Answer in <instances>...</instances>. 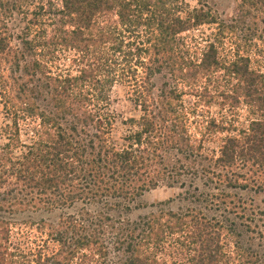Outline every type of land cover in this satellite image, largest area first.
Listing matches in <instances>:
<instances>
[{"label": "trees", "instance_id": "1", "mask_svg": "<svg viewBox=\"0 0 264 264\" xmlns=\"http://www.w3.org/2000/svg\"><path fill=\"white\" fill-rule=\"evenodd\" d=\"M261 7L241 0L225 19L207 0H0V264H264V210L238 194L264 192V72L218 44L248 38ZM211 24L204 46L182 35ZM116 84L137 113L112 108ZM184 95L254 117L209 119L224 134L210 153ZM161 184L190 203L121 215ZM42 211H60L36 224L46 237L12 239L16 215Z\"/></svg>", "mask_w": 264, "mask_h": 264}, {"label": "rangeland", "instance_id": "2", "mask_svg": "<svg viewBox=\"0 0 264 264\" xmlns=\"http://www.w3.org/2000/svg\"><path fill=\"white\" fill-rule=\"evenodd\" d=\"M47 2V0H44ZM189 6L195 7L198 5V0H184ZM52 5L57 6L61 3V0H51ZM208 4L211 5L221 17L225 19H230L234 17H238V12L240 11V3L241 0H207ZM257 14L258 20L264 17V8L261 7L259 11L254 9L251 10V16ZM35 20V19H34ZM243 25L244 29L249 28L250 21L247 20ZM216 24L205 25L201 29L193 30L188 33L182 34L183 37L189 39L191 37L198 38L201 42V45H205V41L201 40V36L203 33L205 34H215ZM254 29L250 31H246V35L248 38L242 39L240 37H234L231 34H227L222 43L219 44L220 52L223 56L227 58H234L236 54L249 56L251 61V66L254 69L260 70L264 72V23L258 21L256 25H253ZM69 56V55H68ZM67 60V59H66ZM65 60V61H66ZM65 61H61V64H65ZM67 64L69 61H66ZM167 80L162 76H157L155 81L157 83L156 92H159V88L162 87L163 82ZM113 105L112 108L119 113L126 115L130 111L136 112L133 104L129 100L127 89L124 88L121 84H116L112 92ZM183 101L187 107H189L193 111V115L191 114L189 124L190 133H192L193 137L196 139L206 138L205 150L210 153L218 152V147L221 143L220 137L223 136V133L209 134L206 132L205 124L209 119L216 118L217 120L221 118H226V120L231 121L233 125L240 128L241 126L248 125L250 119L254 117V114L250 110V107L242 104L238 108H230L224 107L222 108L218 104L214 105H204L202 101L201 104L196 105L195 97L190 95H184ZM1 109V107H0ZM127 116V115H126ZM123 132V127L121 124V120L118 119L114 130L113 136L119 137ZM2 142V140H0ZM182 188L179 186H169L167 184H161L160 186L146 191L142 196L138 197L134 202L130 203L129 211H121V215L124 217H129L131 219H136L139 216L148 214L153 208L151 205L159 204L160 202L164 203L165 208L177 210L180 207L186 206L188 201H185L180 193L182 192ZM240 197L244 200H248L252 205L260 210H264V192H254L252 190L239 191L238 193ZM252 199V200H250ZM74 209L66 210L68 212L73 211ZM114 213H119L114 211ZM208 214H221L222 211H207ZM60 211L55 212H26L25 215H16L14 217L13 225V233L12 239H24L27 232L32 231L30 235V240L28 242H32V240L37 238V236H44L45 229H41V232L37 230L36 224L39 222L41 218H44L45 221L55 222L59 219L58 215ZM6 216H10L6 214ZM248 234L243 233V237L241 238L244 242L247 241ZM250 243L258 244V239L249 240ZM249 243V244H250Z\"/></svg>", "mask_w": 264, "mask_h": 264}]
</instances>
